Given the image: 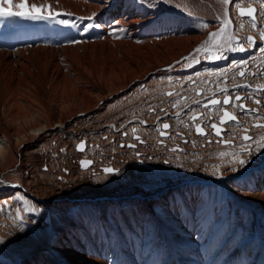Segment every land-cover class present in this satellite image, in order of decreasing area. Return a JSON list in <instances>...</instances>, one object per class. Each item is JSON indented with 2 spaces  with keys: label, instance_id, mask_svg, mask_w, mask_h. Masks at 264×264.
<instances>
[{
  "label": "bare ground",
  "instance_id": "1",
  "mask_svg": "<svg viewBox=\"0 0 264 264\" xmlns=\"http://www.w3.org/2000/svg\"><path fill=\"white\" fill-rule=\"evenodd\" d=\"M28 2L50 5L69 23L0 17V264L263 262L264 149L239 139L245 129L256 140L264 135L251 128L256 114L244 112L238 123L223 126L219 138L231 139L229 146L216 144L212 134L194 135L192 120L182 136L174 127L160 147L152 129L179 112L167 108L175 98L160 96L167 79L218 54L214 45L210 52L195 49L223 27L225 11L232 24L221 42L230 33V45L247 36L263 45L257 26L264 24V0ZM249 2L257 10L255 28L238 13L237 5ZM93 13L92 21L80 19ZM89 23L101 27L84 31ZM235 52L239 61L253 54L251 48ZM259 57L240 68L243 79L216 90L226 88L233 97L249 92L245 105L262 115L263 100L255 106L254 91L264 73ZM212 110L199 122L206 132L209 121L219 124L221 106ZM133 127L142 135L134 138L136 149L128 148ZM81 141L85 152L77 149ZM240 147L251 154H239ZM237 154L248 161L243 168ZM88 158L92 163L81 167ZM18 209L26 218L23 228L15 219Z\"/></svg>",
  "mask_w": 264,
  "mask_h": 264
},
{
  "label": "snow or ice",
  "instance_id": "2",
  "mask_svg": "<svg viewBox=\"0 0 264 264\" xmlns=\"http://www.w3.org/2000/svg\"><path fill=\"white\" fill-rule=\"evenodd\" d=\"M230 2H234V0H222L223 4H229ZM4 5H8V7L6 8V7H4ZM13 6L15 8L20 9V10L19 11H13L12 10ZM261 6L264 7V3H262ZM237 7H239V5H237ZM256 11L257 10L255 8H249L247 10H245L244 8H240L241 17L248 16L251 19V21H252L251 26L253 28L256 27V20H257V16L255 15ZM60 15H61L60 13H53L51 11V6L50 5L48 6L47 9H45L42 5L41 6H37V4H35V3H32V4L29 5L28 0H19V2L15 3V4H14V0H0V17H21L23 19H28V20H57L58 23L68 24L69 21L67 19H58V16H60ZM64 15H70V14L66 13ZM262 16H264V14H262ZM95 18H96V14L93 13L91 16L81 17L80 19L81 20L87 19L89 21H92ZM118 23H119L118 21L114 22V24H118ZM231 24H232V21L228 18V12L225 11L224 19L222 20L223 27H221L218 31H213V32L208 33V40H206L202 45L197 47L195 49V52L199 53L202 50L205 51V52H210V46L214 45L217 48V50L220 52V55L212 54L208 58L209 59L218 60V59H225L226 58L223 55V51H224L226 46H227V50H229V51H241V52L245 51L246 49L243 47V45H238L236 47H233V46H231L228 43V41L234 39V37L230 33L228 35L224 36V41L223 42L220 41L219 38L224 34L225 29L227 27H229ZM100 27H101L100 23H89V24H87L85 26L84 31H87V30H89L91 28H100ZM202 27L207 28L208 25L204 24V25H202ZM241 27H243V25H241ZM114 30L124 31L123 28L114 29ZM260 38L262 40H264V33H261ZM247 39L250 42V45H253V46L255 45V41L253 40V38L251 36L247 37ZM260 51L262 53H264V48H260ZM184 59H188V57H185ZM196 62L198 63L199 60H196ZM246 64H247V61L246 60H242V61L236 63L234 65V67L239 68V67H241V65H246ZM238 74H239V76L244 77L246 72L244 70H241ZM253 75H256V74L253 73ZM237 87H239V88H249L250 85L241 84V85H237ZM220 91L227 92V89L226 88L225 89H220ZM254 91H258V92L259 91H264V85L257 86V88L254 89ZM168 95L172 96L173 93L169 92ZM198 95H199V93H198ZM248 98L249 97H242L239 94H237V95H235L233 97L231 94H229V95H226L223 98L222 101L220 99H217V98H210L207 103L202 105L203 108H208L209 105L221 106V110L223 111V115L220 117L219 124L211 123L210 126H209L214 131V133H215V135L217 137H221L222 136V132L224 131V129L221 127L222 125H226L229 122H237V123L239 122V117L236 114H233L232 112L228 111L227 109H224L222 107V105H229L230 107L237 108V109H239L240 111H243V112L256 113V117L255 118H256V121H258V122L254 123L253 127L254 128L264 129V123L259 122V121L264 120V116H262L260 114L259 109H257V108H248L242 102L243 100L248 99ZM233 100L239 101L240 103L235 104V103H233ZM195 103L197 105H199L200 101H195ZM261 103H262L261 99H256L255 100V104L256 105H260ZM179 104H180V101H175L172 104V107L175 108ZM193 113L194 114L191 115V120L195 124L196 133L201 135V136H204V137H207L208 135H211L212 133L211 132H206L204 127L201 126V123L198 122V121H200L201 116L203 114L202 113H195V110H193ZM175 115L177 117H179L181 115V113L177 112ZM157 119H159V117H157ZM140 123L143 124V123H146V121H140ZM185 127H187V125H185ZM169 128H170V125L168 123H163L162 124V129L163 130H167ZM163 130L158 129L159 134L161 136H167L168 133L166 131H163ZM131 131L133 133H135L137 131V129L135 127H133L131 129ZM248 131H249V129H245V133L246 134L243 136V139L245 141H253V142L256 143V146L258 148L264 149V135H260L259 139L256 140L255 137L247 134ZM123 134L125 136H127L128 132L125 131ZM105 139H107V138L105 137ZM135 139L139 140L140 137L136 136ZM185 142L187 143V141H185ZM219 142H222L224 144H231L232 140L231 139H222ZM209 143H211V141H209ZM129 147H135V145H129ZM77 148H78L79 151H84V149H85L84 142L81 141V143L79 145H77ZM173 150L175 151V150H178V149H173ZM244 151L246 153H248V154H251L250 149L248 147H244ZM221 155H224V153H221ZM236 162L240 165L241 168H243L248 163V161L245 160V159H239L238 158V154L236 156ZM80 163H81V167L87 168L92 163V161L91 160H86V161L82 160ZM104 171L106 173H113L114 171H118V170H114L113 168H105ZM233 171H237V169L234 168ZM0 183H2V181H0ZM18 198L22 199V197H18ZM4 203H7V201H4ZM24 211L25 212L35 211V209L34 208L25 207ZM15 219H16V221L19 222V226L21 228H23V226H24V224L26 222V218H25V216L21 215L19 209L16 212ZM33 223H35V221H33Z\"/></svg>",
  "mask_w": 264,
  "mask_h": 264
},
{
  "label": "rangeland",
  "instance_id": "3",
  "mask_svg": "<svg viewBox=\"0 0 264 264\" xmlns=\"http://www.w3.org/2000/svg\"><path fill=\"white\" fill-rule=\"evenodd\" d=\"M250 3V2H249ZM251 4V6H254L255 4H252V3H250ZM250 4H246L247 5V7H250ZM249 5V6H248ZM241 8L243 7V8H246V6H240ZM240 7H238V8H240ZM255 7V6H254ZM247 19H250V18H248L247 17ZM263 27H260V25L259 26H257L259 29V31H264V24L262 25ZM257 30V31H258ZM235 36H237V37H240V35H238V34H235ZM247 37H249V36H247ZM243 40V41H242ZM245 41V42H244ZM255 41V45L253 46V45H250V42L248 41V39L247 38H242L241 37V39L239 40V41H237L236 43H234L233 45L231 44V46H233V47H236V46H238V45H243V47L245 48V49H250L251 48V50H253V54L251 55V57H247V58H245L244 60H248L249 59V61L251 60V59H253V60H255V61H258V57L260 56V57H262V56H264V53H262L261 51H260V47L261 48H264V43H263V45L261 44L260 45V43H258L257 42V40H254ZM259 48V49H257V48ZM256 48V49H255ZM259 50V51H258ZM258 52V53H257ZM236 52L235 51H229V50H224L223 51V55L226 57L225 59H218V60H214V62H211L209 59H208V57L205 55V56H203V57H205V59L206 60H201L200 62H192V64H189V66H186L187 68H183L182 69V71L180 70L178 73H180V74H178L177 76H174V77H170L169 79H167V81H169V83H168V87L165 89V90H163V92H160V96L161 97H165V98H175L171 103H170V105L168 104L167 106V108H169L170 109V111H171V109H172V111H175V110H177V109H179V110H177V111H179L180 113H181V115L179 116V117H174V118H172V120H171V118H167L166 120H164V121H162V122H160V123H158L153 129H152V131L154 132L155 131V134H156V136H155V139L153 140V143L155 144V145H157L158 147H160V146H163L164 144H165V142H164V140L165 139H167L168 137H170L169 135L170 134H168L166 137H160V135H159V131H158V129H160L161 130V127H160V125H162V123H164V122H168L169 124H170V129L167 131V133H169L174 127H175V131L177 132V136H182V130L183 129H181V128H183L185 125H187L188 126V124H190L192 121H191V115L192 114H194L193 113V110H195V113H199V112H202V114H203V116H202V118H201V120L200 121H198V122H202L203 120L204 121H206V119H208L209 117H210V112H212L213 110H212V108L213 107H220V106H212V107H208V108H202V104H203V99H206L205 100V102L207 101V100H209V98H213L214 97V95H215V97H216V95H217V92H218V95H217V97L219 96L220 98H221V96H222V94H223V96H222V99L225 97V95L226 94H224V92H222V91H220V90H216L217 89V87L219 88L220 87V84H227V83H229L230 82V80H241V79H243L244 77H239L238 78V73H239V71L241 70V69H243L244 68V66L245 65H241V67H239V68H237V67H234V65L236 64V63H238V62H240V61H242L243 59H241L240 61H239V59H235L234 58V54H235ZM217 55H220V52H218V54ZM236 56V55H235ZM254 56V57H253ZM259 57V58H260ZM257 58V59H256ZM260 60V59H259ZM249 61H247V62H249ZM191 65V66H190ZM247 65V64H246ZM202 68V69H201ZM241 68V69H240ZM236 74V75H235ZM235 75V76H234ZM184 76V77H183ZM184 78V79H183ZM171 80V81H170ZM175 80V81H174ZM256 82V86H259V85H264V77H261V81L259 82V81H255ZM182 83V84H181ZM216 87V88H215ZM198 90H201L202 91V93H201V95H197V91ZM215 90H216V93H215ZM213 91H214V93H213ZM220 91V92H219ZM169 92H172L173 93V95L172 96H169L168 95V93ZM220 93V94H219ZM253 93L254 94H256L255 92H252V95H253ZM249 94V92H246V93H244L243 94V97H251V95H248ZM264 94V91H259V92H257V99H262L263 100V105H264V98H262L261 97V95H263ZM151 97V96H150ZM218 97V98H219ZM153 98V97H152ZM249 99V98H248ZM248 99H245V100H243L242 102H244L245 104H247V100ZM147 101H149V100H147ZM175 101H180V104L179 105H177V107H172V104L175 102ZM195 101H200V104L199 105H197L196 103H195ZM233 103H235V104H238L239 102H237V101H234L233 100ZM186 104V105H185ZM187 106V107H186ZM246 106H248V105H246ZM255 106H258V105H255ZM171 107V108H170ZM223 108H226V109H229L230 108V106L228 105L227 107H225L224 105L222 106ZM248 108H250V106H248ZM191 109V110H190ZM128 110L130 111V112H133L134 111V109H131V107L130 108H128ZM166 110V109H165ZM164 110V111H165ZM181 110V111H180ZM237 111H236V115L239 117V115H242L244 112L243 111H240L239 109H236ZM246 113V112H245ZM221 114H222V111L220 112V114H219V117L221 116ZM234 114V113H233ZM256 114V113H255ZM256 116V115H255ZM262 116H264V114H262ZM219 117H218V119H219ZM169 119V120H168ZM178 119V120H177ZM183 121V122H182ZM218 122V121H217ZM258 121H256V119L253 121V123L251 124V128H254L253 127V124L254 123H257ZM259 122H262V123H264V120H262V121H259ZM181 123V124H180ZM194 123V122H193ZM203 123V122H202ZM209 123H216L215 121H209ZM230 123H232V122H230ZM230 123H228V124H230ZM228 124H226V125H228ZM226 125H225V127H226ZM155 128H157V129H155ZM254 129H259V128H254ZM210 131H211V133L213 132V130H211L210 129ZM224 133H225V131L223 132V135H224ZM137 134V135H136ZM246 133H245V130H244V132L239 136V139L242 141V142H244V143H249V142H251V141H245L244 139H243V136L245 135ZM247 134L248 135H251L250 133H249V131L247 132ZM134 136H133V140H131V141H129L128 142V148H131V149H136L138 146H137V144H134V142L133 141H136L134 138H135V136H139L141 139H142V135L139 133V132H135L134 134H133ZM146 135V134H145ZM144 135V136H145ZM194 135H196L195 134V131H194ZM196 136H201V135H196ZM122 137H124V138H126L127 136H125L123 133H122ZM212 137H214V139L216 140V139H218V140H216L215 141V143L216 144H219V141H221L222 139H224V137H222V138H219V137H217V136H215V135H213V133H212ZM157 140V141H156ZM186 140H183V142H185ZM157 142V143H156ZM85 143V142H84ZM186 143V142H185ZM141 144H144L143 142L141 143L140 142V145ZM221 144H222V146H229V145H233V142L231 143V144H223L222 142H221ZM123 145V146H122ZM124 145L125 144H121V147H124ZM129 145H135V147H129ZM178 146H176V149H178L177 148ZM241 149V150H240ZM243 149V150H242ZM174 150L172 149V152H173ZM78 153H84V152H79V151H77ZM246 152L244 151V147L242 148V147H240L239 148V154H245ZM141 155V154H140ZM85 159V158H84ZM88 160H90L89 158H88ZM44 169H46V168H44Z\"/></svg>",
  "mask_w": 264,
  "mask_h": 264
},
{
  "label": "water",
  "instance_id": "4",
  "mask_svg": "<svg viewBox=\"0 0 264 264\" xmlns=\"http://www.w3.org/2000/svg\"><path fill=\"white\" fill-rule=\"evenodd\" d=\"M249 8H254V6H250V7H248V8H244V9L247 10V9H249ZM238 13H239V15H240V8H239V10H238ZM240 16H241V15H240ZM244 17H248V16H244ZM238 76H239V74H238ZM263 76H264V73H263ZM198 93H199V95H200V94H201V90H198V91H197V95H198ZM240 96H242V95H240ZM242 97H243V96H242ZM217 99H218V98H217ZM207 102H208V101H207ZM207 102H205V103H207ZM205 103H204V104H205ZM244 104H245V103H244ZM209 106H211V105H209ZM225 106H227V105H225ZM222 115H223V111H222ZM222 115H221V116H222ZM221 116H220V117H221ZM220 117H219V120H220ZM219 120H218V121H219ZM168 124H169V123H168ZM221 127L223 128V125H222ZM195 132H196V131H195ZM213 133H214V131H213ZM214 134H215V133H214ZM77 149H78V148H77ZM83 161H86V160H83ZM83 168H84V167H83Z\"/></svg>",
  "mask_w": 264,
  "mask_h": 264
}]
</instances>
